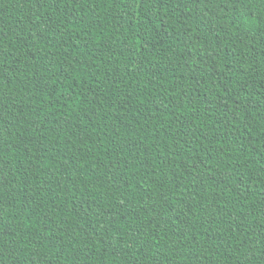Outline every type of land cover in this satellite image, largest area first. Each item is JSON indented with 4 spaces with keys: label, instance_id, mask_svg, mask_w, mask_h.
I'll return each instance as SVG.
<instances>
[{
    "label": "trees",
    "instance_id": "trees-1",
    "mask_svg": "<svg viewBox=\"0 0 264 264\" xmlns=\"http://www.w3.org/2000/svg\"><path fill=\"white\" fill-rule=\"evenodd\" d=\"M0 264H264V0H0Z\"/></svg>",
    "mask_w": 264,
    "mask_h": 264
}]
</instances>
